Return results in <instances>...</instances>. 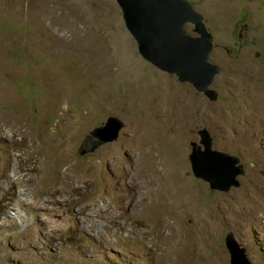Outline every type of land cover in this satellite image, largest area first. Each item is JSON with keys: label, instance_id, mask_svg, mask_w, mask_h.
Returning a JSON list of instances; mask_svg holds the SVG:
<instances>
[{"label": "rangeland", "instance_id": "obj_1", "mask_svg": "<svg viewBox=\"0 0 264 264\" xmlns=\"http://www.w3.org/2000/svg\"><path fill=\"white\" fill-rule=\"evenodd\" d=\"M31 1L0 0V264H231L229 233L264 264V0H189L215 101L140 55L117 0ZM204 127L243 164L230 191L192 172Z\"/></svg>", "mask_w": 264, "mask_h": 264}, {"label": "water", "instance_id": "obj_2", "mask_svg": "<svg viewBox=\"0 0 264 264\" xmlns=\"http://www.w3.org/2000/svg\"><path fill=\"white\" fill-rule=\"evenodd\" d=\"M126 27L137 42L140 55L161 70L175 74L181 82L191 83L212 101L219 97L213 84L220 68L212 61L213 34L205 16L189 0H117ZM195 26L193 34L187 25ZM126 123L115 116L90 131L83 140L81 154L99 145L117 140ZM199 141L192 142L191 169L212 189L230 191L238 187L237 177L244 173L239 156L214 148V137L208 128L198 130ZM231 264H255L233 233L225 237Z\"/></svg>", "mask_w": 264, "mask_h": 264}, {"label": "bare ground", "instance_id": "obj_3", "mask_svg": "<svg viewBox=\"0 0 264 264\" xmlns=\"http://www.w3.org/2000/svg\"><path fill=\"white\" fill-rule=\"evenodd\" d=\"M29 1V6L27 7V10L30 12H32V11H35V9H34V6L32 5V1L31 0H28ZM39 1V0H38ZM38 1H34V2H38ZM44 1V0H43ZM46 1V0H45ZM46 3V2H45ZM38 4H39V2H38ZM37 4V5H38ZM43 4V3H42ZM7 5H9V4H7ZM39 6V5H38ZM42 6V5H41ZM41 6H39V7H41ZM99 6V5H98ZM43 7H44V5H43ZM45 7H47V6H45ZM10 9H11V7H9ZM38 8V7H37ZM10 9H8V10H10ZM39 9V8H38ZM103 9V8H102ZM40 10V9H39ZM45 10H48V9H45ZM45 10H43V11H45ZM51 11V10H50ZM53 11V10H52ZM99 12L100 11H102L101 9L100 10H98ZM26 12V11H25ZM38 12H40V11H38ZM48 12V11H47ZM47 12H45V14L47 13ZM97 12V11H96ZM18 13H19V11H18ZM33 13V12H32ZM53 13V12H52ZM70 13V12H69ZM42 14V13H41ZM49 14V13H48ZM55 14V13H54ZM18 15V14H17ZM19 15H21L20 13H19ZM37 15H39V14H37ZM69 15V14H68ZM22 16V15H21ZM40 16V15H39ZM42 16H44V15H42ZM48 15H46V17H47ZM52 16V15H51ZM48 17H50V15L48 16ZM52 17H54V16H52ZM63 17H65V16H62V18ZM43 18V17H42ZM58 18H60V17H58ZM66 18V17H65ZM63 20V19H62ZM59 22H60V19H59ZM60 24V23H59ZM62 24V23H61ZM60 24V25H61ZM65 24H66V22H65ZM65 24H64V26H65ZM69 24H70V22H69ZM74 25V24H73ZM60 27H62L63 28V26H60ZM65 27H67V26H65ZM66 29V28H65ZM69 29H71L70 27H69ZM75 34H77V31H75ZM73 35V34H72ZM71 37H74V36H71ZM77 39L76 40H78V43H79V39H78V36H75ZM73 39V38H72ZM115 41V40H114ZM113 42V41H112ZM115 44H117V41L116 42H114ZM115 44H113V47H114V45ZM118 45V44H117ZM123 44H121V46H122ZM77 46V45H76ZM118 47H119V45H118ZM119 48H117L116 50H118ZM123 51H125V50H123ZM128 60H129V58H128ZM131 61L129 60V63L128 64H126L125 65V68H129L130 67V65L129 64H131L130 63ZM132 70V69H131ZM128 73V72H127ZM129 74V73H128ZM127 74V75H128ZM126 75V74H125ZM130 77H131V75H130ZM145 92V91H144ZM142 96V95H141ZM172 113V112H171ZM172 115V114H171ZM174 118V117H173ZM178 118H175V121L177 120ZM5 120V119H4ZM5 121H8V120H5ZM175 125H178V122L176 121L175 122ZM54 217V216H53ZM56 219V218H55ZM57 221V220H56ZM54 223V222H53ZM96 224V223H95ZM93 225H94V223H93ZM95 226V225H94ZM93 226V227H94ZM97 226V225H96ZM57 227H58V224H57Z\"/></svg>", "mask_w": 264, "mask_h": 264}, {"label": "flooded vegetation", "instance_id": "obj_4", "mask_svg": "<svg viewBox=\"0 0 264 264\" xmlns=\"http://www.w3.org/2000/svg\"><path fill=\"white\" fill-rule=\"evenodd\" d=\"M246 26H247V25H246ZM246 26H245V27H246ZM242 40H244V34H243V33L240 34V37L237 39L236 44H237V45L241 44V41H242ZM260 57H263V56L261 55Z\"/></svg>", "mask_w": 264, "mask_h": 264}, {"label": "clouds", "instance_id": "obj_5", "mask_svg": "<svg viewBox=\"0 0 264 264\" xmlns=\"http://www.w3.org/2000/svg\"><path fill=\"white\" fill-rule=\"evenodd\" d=\"M193 6H194V5H193ZM195 9H196V8H195ZM205 22H206V20H205ZM206 24H207V22H206ZM187 27H188V25H187ZM207 27H208V29H209V26H208V25H207ZM194 28H195V26H194ZM209 30H210V29H209ZM189 31H190V30H189ZM190 32H191V31H190ZM210 32H211V31H210ZM192 33L196 35V33H195L194 31H192ZM211 33H212V32H211ZM212 34H213V33H212ZM213 37H214V34H213ZM213 42H214V41H213ZM214 45H215V44H214ZM214 48H215V47H214ZM211 59H212V58H211ZM196 90H197V89H196ZM201 93H202V92H201ZM203 94H205V93H203ZM205 95H206V94H205ZM206 96H207V95H206ZM207 97H208V96H207ZM107 119H108V118H107ZM119 119H121V118H119ZM104 122H105V121H104ZM102 123H103V122H102ZM102 123H101V124H102ZM204 128H205V127H204ZM195 141H196V140H195ZM231 189H232V188H231ZM231 189H230V190H231Z\"/></svg>", "mask_w": 264, "mask_h": 264}]
</instances>
